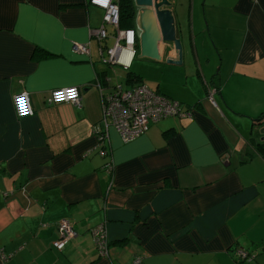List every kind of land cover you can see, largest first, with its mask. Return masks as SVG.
<instances>
[{"label": "crops", "instance_id": "0c3cea01", "mask_svg": "<svg viewBox=\"0 0 264 264\" xmlns=\"http://www.w3.org/2000/svg\"><path fill=\"white\" fill-rule=\"evenodd\" d=\"M173 2L182 61L166 60L174 49L165 43L160 59L135 62L137 50L122 67L191 115L150 121L128 141L110 126L101 155L97 79L110 90L114 63L99 50L109 36L99 42L89 30L103 9L0 0V264H128L137 255L140 264H264V157L252 145L264 140V115L252 122L264 112V0ZM70 84L81 88L79 104L48 103L52 88ZM207 85L218 87L215 105ZM21 89L32 114L14 111ZM61 217L76 234L56 248ZM100 221L105 256L91 233Z\"/></svg>", "mask_w": 264, "mask_h": 264}, {"label": "built area", "instance_id": "2783aa9c", "mask_svg": "<svg viewBox=\"0 0 264 264\" xmlns=\"http://www.w3.org/2000/svg\"><path fill=\"white\" fill-rule=\"evenodd\" d=\"M94 5L103 9L101 23L97 27H91L89 32L94 35L99 42L105 41L109 36L107 25L115 27V41L111 46L100 45L99 50L103 62L118 63L127 67L135 54L136 33L133 27L119 28V6L117 0H89ZM88 42H75L73 50L77 52H88ZM103 47L108 54H103ZM128 49L129 56L124 58L122 52ZM97 78V77H96ZM110 78V77H109ZM108 78V79H109ZM100 91L102 108V126L97 130L98 152L101 155H109V128L113 126L119 133L123 141H128L147 129L150 121H157L168 115H191V108L185 107L175 98H172L156 89L149 87L145 83H137L131 87H123L117 84L105 90L97 79ZM218 90L215 85H207L206 98L211 104H216L214 93ZM81 98V88L77 84L59 86L52 88L47 97L48 103L69 101L79 104ZM12 104L18 116L33 113L30 101V94L26 89H21L12 94ZM104 169L111 172L113 170L112 158H108L103 163ZM58 236L53 240L56 248H62L68 239L76 234V231L67 217H61L57 222ZM92 237L96 249L100 255H107L109 251V239L106 223L100 221L91 227ZM2 258L6 255L2 252ZM237 254L242 258H250L245 250L237 249ZM141 256H135L128 264H140Z\"/></svg>", "mask_w": 264, "mask_h": 264}, {"label": "water", "instance_id": "95a60500", "mask_svg": "<svg viewBox=\"0 0 264 264\" xmlns=\"http://www.w3.org/2000/svg\"><path fill=\"white\" fill-rule=\"evenodd\" d=\"M173 3V0H132L139 57L160 59L165 43H170L174 54L167 56L166 60L174 63L182 61V42L177 35ZM259 131L264 133V125Z\"/></svg>", "mask_w": 264, "mask_h": 264}, {"label": "trees", "instance_id": "16d2710c", "mask_svg": "<svg viewBox=\"0 0 264 264\" xmlns=\"http://www.w3.org/2000/svg\"><path fill=\"white\" fill-rule=\"evenodd\" d=\"M118 6H119V22L118 25L120 28H128V27H134L135 26V14L133 11L132 6V0H117ZM123 25V26H122ZM136 28V26L134 27ZM137 40V37H136ZM135 43V52L137 51ZM36 50L40 51L42 53L49 54L51 52H48L44 48H42L39 45H36ZM134 56V55H133ZM128 79L129 80H135L137 83H144L140 80V76L138 74L132 73L130 70L127 71ZM264 115V112L259 114L256 118L252 120L253 123L257 122L258 119H260ZM252 145L254 146L255 150L258 151L263 157H264V140H255L253 141Z\"/></svg>", "mask_w": 264, "mask_h": 264}, {"label": "rangeland", "instance_id": "374dc122", "mask_svg": "<svg viewBox=\"0 0 264 264\" xmlns=\"http://www.w3.org/2000/svg\"><path fill=\"white\" fill-rule=\"evenodd\" d=\"M123 26V25H122ZM135 27V26H134ZM137 30V27L135 28ZM107 31L110 33L109 37L107 38L106 42L109 46L113 45L114 41H115V27L112 25L107 26ZM137 34H138V30H137ZM137 50H138V46H136ZM104 56L107 57L108 54L105 50ZM138 52L135 55V59L134 61L136 62L137 60H140L138 57ZM112 68L109 70L108 76L111 77V86L117 85V84H121L123 87H131L133 85L136 84V81L134 80H129L128 79V74L125 68L122 67L121 64L118 63H114L111 65ZM133 69H136L134 67V65H132ZM153 78V77H152ZM255 134H258V126H255V130H254Z\"/></svg>", "mask_w": 264, "mask_h": 264}, {"label": "bare ground", "instance_id": "6f19581e", "mask_svg": "<svg viewBox=\"0 0 264 264\" xmlns=\"http://www.w3.org/2000/svg\"><path fill=\"white\" fill-rule=\"evenodd\" d=\"M122 56H123L124 58H127V57L129 56V51H128V49H124V50H123V52H122Z\"/></svg>", "mask_w": 264, "mask_h": 264}, {"label": "flooded vegetation", "instance_id": "af4514ba", "mask_svg": "<svg viewBox=\"0 0 264 264\" xmlns=\"http://www.w3.org/2000/svg\"><path fill=\"white\" fill-rule=\"evenodd\" d=\"M136 37H137V30L135 29Z\"/></svg>", "mask_w": 264, "mask_h": 264}, {"label": "clouds", "instance_id": "9594fccd", "mask_svg": "<svg viewBox=\"0 0 264 264\" xmlns=\"http://www.w3.org/2000/svg\"><path fill=\"white\" fill-rule=\"evenodd\" d=\"M91 3V2H90ZM97 6V5H96ZM120 28V27H119ZM134 28V27H133ZM135 29V28H134ZM136 42H137V40H136Z\"/></svg>", "mask_w": 264, "mask_h": 264}]
</instances>
